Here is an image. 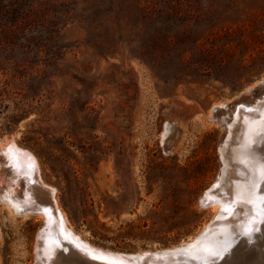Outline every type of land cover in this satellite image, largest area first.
Segmentation results:
<instances>
[{"label":"rangeland","instance_id":"374dc122","mask_svg":"<svg viewBox=\"0 0 264 264\" xmlns=\"http://www.w3.org/2000/svg\"><path fill=\"white\" fill-rule=\"evenodd\" d=\"M0 7L1 27L18 12L33 30L22 36L20 20L14 45L0 51V138L35 156L74 232L134 254L205 231L219 210L200 200L221 177L222 119L264 95V0ZM222 102L229 106L213 113ZM167 121L177 123L168 133ZM9 213L0 202V264H34L44 217ZM250 255L242 248L208 264Z\"/></svg>","mask_w":264,"mask_h":264},{"label":"bare ground","instance_id":"6f19581e","mask_svg":"<svg viewBox=\"0 0 264 264\" xmlns=\"http://www.w3.org/2000/svg\"><path fill=\"white\" fill-rule=\"evenodd\" d=\"M239 106L233 107L225 117L227 131L219 148L224 178L215 184L217 188L212 195L209 192L205 195L215 198L212 204H218L214 207L219 210L214 211L216 216L205 231L175 250L185 252L184 262L208 264L216 262L225 252L247 248L252 261L242 263L240 259L234 264H264V95L254 104ZM176 125L167 121L164 132H170ZM55 193L54 186L42 182L35 156L19 147L13 137L0 138V202H4L10 213L25 217L35 215L39 211L36 207L42 203L48 208L40 212L50 241L45 264H55L54 247L58 243L54 241L59 236L77 244L82 251L94 248L102 251L74 232ZM247 229L253 230L251 235L245 234ZM207 235H212V241L204 243Z\"/></svg>","mask_w":264,"mask_h":264},{"label":"water","instance_id":"95a60500","mask_svg":"<svg viewBox=\"0 0 264 264\" xmlns=\"http://www.w3.org/2000/svg\"><path fill=\"white\" fill-rule=\"evenodd\" d=\"M257 87H264V79L257 84ZM253 90V89H251ZM229 106L228 104L222 102L220 105L213 106L212 112L215 113L220 107L225 108ZM235 107V106H234ZM241 107V105L239 106ZM240 109V108H239ZM222 122L226 124L225 117L222 119ZM228 142V141H227ZM224 178V174H222L221 169V177ZM219 179V180H220ZM42 187L46 188L43 184ZM217 185L212 186L207 192L212 195V192L215 191ZM201 198L200 202L203 206H207L212 204L214 197H206ZM34 193V191H33ZM35 202V201H33ZM31 204V203H30ZM28 206V205H26ZM39 211L34 214H40V212H44L48 210L46 205H39L36 207ZM46 226V221L44 220L43 226L37 230L34 244V264H45L47 263V252L46 249L50 244L48 241L49 231L43 229ZM56 247H54V260L55 264H192L191 262L183 261L182 258L185 257V252H176L180 248H183L187 245L188 240L181 242L178 246L164 249V250H153L152 253L139 252L134 254H124L118 252H112L103 249L102 251H96L92 249L91 251H82L77 244H74L71 241H68L63 236L57 237V241H54ZM61 259H65L66 262L61 263Z\"/></svg>","mask_w":264,"mask_h":264},{"label":"trees","instance_id":"16d2710c","mask_svg":"<svg viewBox=\"0 0 264 264\" xmlns=\"http://www.w3.org/2000/svg\"><path fill=\"white\" fill-rule=\"evenodd\" d=\"M2 8L0 7V13L2 14ZM3 12L6 13V16L8 17V14L10 13V11L8 10H3ZM11 17V20H8V24L6 23V25H2L3 27L0 26V51L1 54L4 52H8V48L9 46H13L14 45V40H11V30H13L11 27L14 26L15 28H20L18 26L19 21L24 18L22 16H20V14H18V12H15L14 14H9ZM22 15V14H21ZM22 21V31H21V35L24 36L26 34L31 35L33 30H32V26L28 25L27 20H21ZM6 26V27H4ZM3 43H5V45H2ZM28 48V47H27ZM14 49L12 48L11 51H13ZM29 50V48H28ZM29 52V51H28Z\"/></svg>","mask_w":264,"mask_h":264},{"label":"snow or ice","instance_id":"6c2138e0","mask_svg":"<svg viewBox=\"0 0 264 264\" xmlns=\"http://www.w3.org/2000/svg\"><path fill=\"white\" fill-rule=\"evenodd\" d=\"M252 231H253L252 229H247L245 234H246V235H251V232H252Z\"/></svg>","mask_w":264,"mask_h":264}]
</instances>
